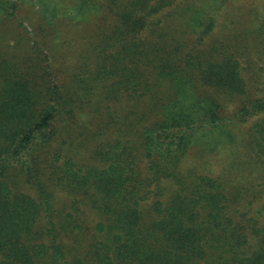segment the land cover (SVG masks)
Listing matches in <instances>:
<instances>
[{"label": "trees", "instance_id": "obj_1", "mask_svg": "<svg viewBox=\"0 0 264 264\" xmlns=\"http://www.w3.org/2000/svg\"><path fill=\"white\" fill-rule=\"evenodd\" d=\"M229 1L77 0L94 26L74 65L51 18L0 45V264H264V200L183 166L264 113L238 62L264 48V15ZM20 2L0 0V24ZM74 132L99 141L97 163L61 153Z\"/></svg>", "mask_w": 264, "mask_h": 264}, {"label": "rangeland", "instance_id": "obj_2", "mask_svg": "<svg viewBox=\"0 0 264 264\" xmlns=\"http://www.w3.org/2000/svg\"><path fill=\"white\" fill-rule=\"evenodd\" d=\"M75 2H77V0H21L19 10L15 16L17 20L9 24H0V31L2 32L0 45H14V37L18 38L20 34L25 35L26 32L29 36H32V34H35V31L38 30L37 27L40 22L44 24L51 18L56 23L55 28L57 31L51 29V31L48 32L50 39L57 44L61 42L69 44L66 47L67 56H69V58L66 60L68 64L74 65L81 43L85 40L87 33L92 30L94 26L90 20L84 19L81 14L77 13L78 11L74 9ZM70 6H72V8H69ZM237 6L239 8H241V6H244V8L251 6L259 15H264V0H230L227 11L234 17L235 12L233 9ZM245 18L247 17L243 16V19ZM20 19L23 21L22 28L19 26L18 22ZM235 19H238V21L243 20L240 19V17ZM76 21L79 22L78 25H75ZM224 23L222 22L220 26L217 27L221 28L228 24L227 21H224ZM87 24H89V26H86ZM237 26L241 28L238 22ZM230 27L229 24L228 28ZM56 34L59 35V37H55L54 35ZM212 37L215 38L216 34H213L208 39L210 40ZM38 39L41 43L50 40L42 37L40 32L38 33ZM43 44L39 45L45 47ZM250 47L249 50H247L239 46V69L241 75L248 84L250 93L253 96H263L264 48L263 46H254L252 43ZM67 69L70 72L74 70V68L69 66ZM116 106L118 107L117 112L120 113L127 108L125 102H120ZM236 106V100L224 101V109L227 115H231ZM262 118H264V113H259L257 115L247 116L242 122H239L235 129L237 135L233 145L227 144L223 146L219 144L216 150L200 156L198 152L191 150L184 160L185 163H183L185 171L195 169L197 172H203L213 177L220 176L225 178L230 188L235 187L237 190L244 188L249 189L252 191V195H256V197L250 196L254 198V203L258 204L262 202L264 200V153L260 151L259 144H264V139L260 138V135H257L260 142L259 144L246 143L247 139L250 138L249 136L254 134V130H257L256 125ZM74 133L75 135H72L73 146L68 145L71 141V136L68 137L65 135L57 139V144L60 145L62 149L61 153H69V155L73 156L76 161H80V163H97L100 157H94V150L97 146L100 148V144H98L99 141L87 140L84 136L78 135V132ZM210 144H213V142H210ZM54 147L55 146L52 145L50 155L56 150ZM140 167L142 166L140 165ZM18 191H24L30 195L36 196L35 189L28 183L22 182L18 187ZM39 241L45 242L43 240Z\"/></svg>", "mask_w": 264, "mask_h": 264}]
</instances>
